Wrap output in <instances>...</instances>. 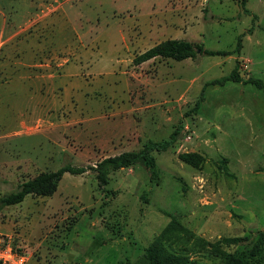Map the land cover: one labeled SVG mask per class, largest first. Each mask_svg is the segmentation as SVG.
<instances>
[{"label":"rangeland","instance_id":"374dc122","mask_svg":"<svg viewBox=\"0 0 264 264\" xmlns=\"http://www.w3.org/2000/svg\"><path fill=\"white\" fill-rule=\"evenodd\" d=\"M239 35L230 55L133 62L166 39L233 50ZM236 59L243 78L264 81V0H0V195L182 126L153 152L154 174L138 160L100 187L92 170L65 172L50 196L0 206V233L23 264H140L172 217L208 242L244 237L226 251L251 248L264 232V94L247 82L204 86ZM212 253L198 264L219 262Z\"/></svg>","mask_w":264,"mask_h":264},{"label":"trees","instance_id":"16d2710c","mask_svg":"<svg viewBox=\"0 0 264 264\" xmlns=\"http://www.w3.org/2000/svg\"><path fill=\"white\" fill-rule=\"evenodd\" d=\"M241 6L245 0H237ZM241 35L237 37L236 46L233 50H210L204 49L201 43L192 42L184 39H166L145 51L139 53L133 58L135 64L156 58L165 57L174 60L185 58H196L198 54L208 55H230L239 52L241 47ZM244 81L254 85L264 93V81L258 77L249 75L243 78L239 72V60L236 59L235 65L229 74L213 79L205 83L223 85L226 82ZM204 99L203 88L195 101L194 105L186 114L195 113L200 103ZM182 126L177 125L169 136L159 141H146L139 149L123 151L115 155L107 156L97 161L95 165L83 166L72 165L70 163L62 164L56 170L42 171L32 178L21 181L16 189L0 195V206H9L20 203L28 194L39 196H50L57 188L62 174H82L88 170L95 173V178L100 187L107 184L108 173L111 170L126 167L141 160L151 174H154L155 159L153 152H162L170 147L178 138ZM193 154L182 155L185 161ZM244 237L230 236L220 237L214 242H208L203 238L193 235L183 227L175 217L170 219L167 226L157 235L152 243L147 247L142 255L140 264H198L196 258L201 251L213 252L212 254L219 258L216 264H262L264 257V232H259L253 246L241 251H226L223 248L230 245L239 244Z\"/></svg>","mask_w":264,"mask_h":264},{"label":"built area","instance_id":"2783aa9c","mask_svg":"<svg viewBox=\"0 0 264 264\" xmlns=\"http://www.w3.org/2000/svg\"><path fill=\"white\" fill-rule=\"evenodd\" d=\"M25 255L13 245L11 237L0 233V264H23Z\"/></svg>","mask_w":264,"mask_h":264},{"label":"crops","instance_id":"0c3cea01","mask_svg":"<svg viewBox=\"0 0 264 264\" xmlns=\"http://www.w3.org/2000/svg\"><path fill=\"white\" fill-rule=\"evenodd\" d=\"M40 79H41V78H40ZM28 81H30V79H28ZM42 81H43V78H42ZM235 82H237L238 84H240V83L243 84L242 82H244V81H235ZM253 86H254V85H253ZM40 89H41V85H39L37 88H34V87H33V88H32V93H37V92H38V93H39V94L37 93L38 96H39V97H42V95H41L42 92H41ZM260 91H261V90H260ZM263 94H264V93H263ZM44 104H45L44 102L40 103V105H44ZM239 110L241 111V112H240L241 115H245V113L243 112V111H244V108H240ZM245 110L248 111L249 114L252 116V117H250L249 120L251 121V119H252V121H255V120H254V115H255V113H256L255 108L251 106V107L246 108ZM252 121H251V123L253 124ZM255 122H257V121H255Z\"/></svg>","mask_w":264,"mask_h":264}]
</instances>
